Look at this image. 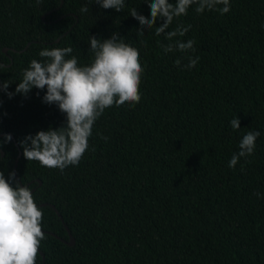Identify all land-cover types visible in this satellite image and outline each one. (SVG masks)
<instances>
[{
  "label": "trees",
  "instance_id": "16d2710c",
  "mask_svg": "<svg viewBox=\"0 0 264 264\" xmlns=\"http://www.w3.org/2000/svg\"><path fill=\"white\" fill-rule=\"evenodd\" d=\"M132 8L150 16L145 0H125L120 12L95 0H0V141L12 136L0 144V171L7 178L17 164L43 213L36 264H264V0H230L223 15L190 6L168 29L191 25L175 38L195 41L187 53H165L155 26L138 36ZM113 32L140 52V102L104 111L78 165L28 161L20 141L66 115L43 102L44 90L9 98L4 81L15 93L44 48L70 46L66 58L87 65L91 35ZM189 56L199 57L191 69ZM257 130L254 153L228 167Z\"/></svg>",
  "mask_w": 264,
  "mask_h": 264
},
{
  "label": "clouds",
  "instance_id": "9594fccd",
  "mask_svg": "<svg viewBox=\"0 0 264 264\" xmlns=\"http://www.w3.org/2000/svg\"><path fill=\"white\" fill-rule=\"evenodd\" d=\"M41 2L37 0V3ZM145 2L150 8V16L140 14L136 8L130 9V16L139 22L137 35L143 37L145 28L155 26V35L164 34L170 42L161 45L165 53L195 51L194 40L184 42L175 39L184 36L191 25L178 24L175 29L168 30L173 20L187 15L193 4L197 13L215 10L223 15L230 11V0H175L174 4L170 0ZM95 3L103 9L111 8L117 12L125 6V0H95ZM220 5L222 7H218ZM80 11L86 13L88 7L83 6ZM158 19L162 21L159 25ZM89 44L92 60L87 65H80L76 56L66 58L73 52L70 46L44 48L39 56L45 59H33L22 70V79L15 93L8 91L10 83L4 81L2 89L9 98L15 94L27 97L34 88L44 90L43 102L55 104L66 115L63 126L40 130L35 135L28 134L20 141L23 156L28 161L35 160L42 167L59 168L61 171L78 165L88 149L93 126L104 111L114 105L119 107L140 102L144 67L139 50L126 43L118 32H113L107 39L91 35ZM198 61V56H189L184 67L191 69ZM181 62V58H177L175 64L179 67ZM3 67L0 64V68ZM230 125L239 130L240 118H233ZM260 135L259 130L244 134L239 142V151L233 153L228 167L235 168L242 157L251 156ZM11 140V134H5L0 144ZM42 220L43 213L31 189L16 179L15 171L10 172L7 178L0 171V264H36L40 243L45 238Z\"/></svg>",
  "mask_w": 264,
  "mask_h": 264
},
{
  "label": "water",
  "instance_id": "95a60500",
  "mask_svg": "<svg viewBox=\"0 0 264 264\" xmlns=\"http://www.w3.org/2000/svg\"><path fill=\"white\" fill-rule=\"evenodd\" d=\"M43 19H44V17H43ZM3 51H4V53H7L8 49L5 48ZM3 155H4V153L2 154V156H3ZM19 158H20V156H19ZM17 162H18V160H17ZM16 169H17V164H16V166H15V173H16ZM16 177H17V179L19 180V177L17 176V174H16ZM27 187H28V185H27ZM52 207L55 208L54 206H52ZM60 217H61V219L63 220V218H62L61 215H60ZM68 231H69V235H70V239H71V242L68 243V244H69V245H74L75 240H74V238L72 237L71 232H70L69 229H68Z\"/></svg>",
  "mask_w": 264,
  "mask_h": 264
}]
</instances>
